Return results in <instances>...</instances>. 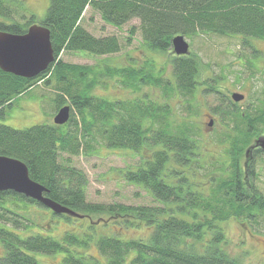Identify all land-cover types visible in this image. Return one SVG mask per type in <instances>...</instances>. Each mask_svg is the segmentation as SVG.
Returning <instances> with one entry per match:
<instances>
[{
    "label": "trees",
    "instance_id": "1",
    "mask_svg": "<svg viewBox=\"0 0 264 264\" xmlns=\"http://www.w3.org/2000/svg\"><path fill=\"white\" fill-rule=\"evenodd\" d=\"M14 4V0H0V16L4 17L0 29L24 33L37 23L35 15L23 13L17 20ZM88 7L116 28L139 18L143 43L163 51L172 49V38L178 34L239 35L255 52L248 37L264 40V0H50L39 23L51 31L56 61L33 78L0 68V116L38 80L55 91L56 111L68 104L71 115L62 125L38 123L16 129L0 123V154L25 162L30 176L48 189L46 195L82 217L56 215L67 221L90 218L93 223L83 233L67 230L60 238L44 233L22 236L6 225L27 228L35 220L31 205H45L12 190L0 191V241L4 248L0 264H44L32 252L60 253V264H247L226 250L229 241L221 222L230 217L251 219L257 211L264 214V195L254 182L257 173L253 165L247 173L241 166L252 139L264 130V105L241 109L217 79L199 80L201 62L194 54L174 55L173 81L151 71L141 72L143 80L161 87L166 98L162 102L147 95L115 100L94 95L99 74L121 75L125 86L138 87L139 69L111 67L98 73L91 65L68 62L59 55L78 51L107 56L123 48L125 43L118 35L97 36L83 25ZM128 31L124 42L131 44L136 27ZM200 86L214 124H218L214 136L205 142L190 111ZM174 98L181 99L187 114L174 112ZM206 142L220 143L222 157L205 159L201 147ZM102 143L139 154L149 150L147 157L141 155L138 166L122 170V174L160 204L88 201V175L71 158ZM216 164L218 172L211 168ZM96 217L103 219L105 226L113 221L126 229L145 225L152 231L147 238L138 239L101 234L96 239L100 258L88 253L98 233Z\"/></svg>",
    "mask_w": 264,
    "mask_h": 264
},
{
    "label": "rangeland",
    "instance_id": "2",
    "mask_svg": "<svg viewBox=\"0 0 264 264\" xmlns=\"http://www.w3.org/2000/svg\"><path fill=\"white\" fill-rule=\"evenodd\" d=\"M18 13L15 18L21 20V15L26 13L34 14L37 23L41 22L47 13L50 0H14ZM20 7V8H19ZM22 8V9H21ZM25 9V10H23ZM83 25L91 32L99 35L116 34L124 44L121 51L111 55H93L88 52L62 51L59 54L65 61L88 64L95 68L98 73H105L108 68L135 67L139 69L137 86H125L121 75L108 76L99 74V83L93 88L92 93L110 100L119 98H139L148 96L157 101H164L166 98L162 94V89L147 80H143L141 72L151 71L155 76L174 80L172 60L175 53L172 49L163 51L150 48L142 40L139 18L131 19L120 28L107 24L101 18L99 12L90 7L84 13ZM136 27L131 44H127L125 38L128 37L130 28ZM190 44V53L198 57L201 62V77L199 80L210 78L217 79L220 88L231 95L233 92H240L246 95V99L240 102V106L246 107L254 104L264 105V40L257 37H248V41L256 49L251 50L244 44V37L239 35H185ZM145 72V73H146ZM144 73V72H143ZM38 80L33 87L22 95L15 98L11 106L5 108L4 116H0V123H4L17 128H25L38 123H54V116L57 113L54 101L55 91L45 84V81ZM200 86L195 92L192 100L191 114L196 125L208 137L214 136L218 124L209 126V120L214 118V114L207 106L206 98ZM209 101L211 98L208 97ZM174 112L177 114H187V110L182 108L180 98L171 99ZM179 111V112H178ZM180 116V115H179ZM191 118V117H190ZM216 127V128H215ZM255 138V137H254ZM253 140V139H252ZM209 141V140H208ZM254 141V140H253ZM254 145V143L252 144ZM202 153L205 159L213 156L222 157V145L220 143H203ZM141 154L130 149L109 148L105 144L97 146V149L72 156V162L84 169L88 175L87 197L93 202H124L134 205L160 204L155 202L154 197L141 185L127 182L124 179L122 170L133 169L140 164L141 155L146 156L149 150L143 149ZM253 151L242 157L241 166ZM66 156L68 154H65ZM253 167L257 176L255 183L264 195V153L254 156ZM214 158L213 160H215ZM219 164L214 167L219 171ZM205 177V176H204ZM34 215L35 220L27 228H17L13 225H6L9 229L27 236L34 233H44L54 238H60L65 231L70 230L76 233H83L87 230L91 222L90 218L80 220V218L67 221L64 217L56 215L45 206L31 205L29 210ZM94 224H99L96 228L97 234L94 241L88 248V253L102 258L96 245V239L101 234L121 235L123 238H147L152 229L142 225L141 227L127 228L115 222H109L106 226L103 219L97 217L93 219ZM108 222V220H107ZM229 243L226 250L233 255L242 257L245 263L264 264V214L257 215L247 221L241 217H230L221 222ZM4 253V248L0 241V255ZM44 264H60L61 254L47 255L41 252H32Z\"/></svg>",
    "mask_w": 264,
    "mask_h": 264
},
{
    "label": "water",
    "instance_id": "3",
    "mask_svg": "<svg viewBox=\"0 0 264 264\" xmlns=\"http://www.w3.org/2000/svg\"><path fill=\"white\" fill-rule=\"evenodd\" d=\"M172 39L176 55L190 53V44L184 34H178ZM55 61L51 31L47 26L34 23L24 33L0 30V68L2 70L24 78H33L46 71ZM244 97L243 93H232L235 101H240ZM69 106L66 104L57 111L54 116L55 124L62 125L69 120L71 115ZM209 121V125H212L213 119ZM259 146L264 149V137L257 139L255 144L246 151L249 153ZM249 159H251L250 156H248ZM5 190H12L33 198L53 210L54 213H68L82 217L68 206L46 195L48 189L30 176L29 167L25 162L8 154H0V191Z\"/></svg>",
    "mask_w": 264,
    "mask_h": 264
},
{
    "label": "flooded vegetation",
    "instance_id": "4",
    "mask_svg": "<svg viewBox=\"0 0 264 264\" xmlns=\"http://www.w3.org/2000/svg\"><path fill=\"white\" fill-rule=\"evenodd\" d=\"M4 20V17H2V16H0V22L1 21H3ZM1 30V29H0ZM228 94V93H227ZM229 95V94H228ZM230 97H231V99L234 101V102H236V103H239L240 104V102L241 101H243V100H245L246 99V95H244L245 97L242 99V100H240V101H235L233 98H232V94L231 95H229ZM248 107H254V104H251V105H248L247 106V108ZM246 107H243V106H241V109H247ZM211 119H213V124H214V119L215 118H211ZM210 119V120H211ZM210 122V121H209ZM209 124V123H208ZM212 124V125H213ZM212 125H209V126H212ZM260 137H264V130H262L261 131V133H259L253 140H252V144L254 143L255 144V142H256V140L257 139H259ZM255 151V152H254ZM264 153V149L262 148V147H256V148H254L253 149V153L251 154V155H249L250 156V158L251 159H249L248 160V157H247V159H246V161L243 163L244 164V166H242L243 167V169L245 170L244 172H246L247 173V171L250 169V166L251 165H253V163H254V156H259V154H263ZM248 185H250V184H248ZM256 215H254L253 217H255V216H257V215H260L261 214V211H257L256 213H255ZM249 218H246L245 220L247 221Z\"/></svg>",
    "mask_w": 264,
    "mask_h": 264
},
{
    "label": "built area",
    "instance_id": "5",
    "mask_svg": "<svg viewBox=\"0 0 264 264\" xmlns=\"http://www.w3.org/2000/svg\"><path fill=\"white\" fill-rule=\"evenodd\" d=\"M41 82V81H40Z\"/></svg>",
    "mask_w": 264,
    "mask_h": 264
}]
</instances>
